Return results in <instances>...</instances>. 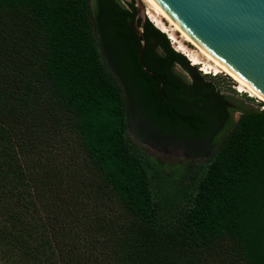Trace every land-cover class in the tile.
Masks as SVG:
<instances>
[{
  "label": "trees",
  "instance_id": "1",
  "mask_svg": "<svg viewBox=\"0 0 264 264\" xmlns=\"http://www.w3.org/2000/svg\"><path fill=\"white\" fill-rule=\"evenodd\" d=\"M134 12L122 0H96L94 13L90 0H0V264H264V108L238 106L233 123L209 75L147 19L145 73ZM115 74L137 81L152 124L210 129L211 156L167 178L129 138ZM201 106L218 112L216 129ZM63 134L87 175L36 161Z\"/></svg>",
  "mask_w": 264,
  "mask_h": 264
},
{
  "label": "rangeland",
  "instance_id": "2",
  "mask_svg": "<svg viewBox=\"0 0 264 264\" xmlns=\"http://www.w3.org/2000/svg\"><path fill=\"white\" fill-rule=\"evenodd\" d=\"M95 6L96 0H90V8L92 13L95 11ZM145 19L150 21L146 15ZM163 22L166 26H168L165 21ZM165 35L168 37L167 34ZM174 36L177 41L175 44L168 38L170 45L174 50L179 52L178 47L182 45L188 51V53H196L197 50L195 47L190 43L183 41L179 33L175 32ZM179 53L184 56L182 52ZM199 58L201 62L197 64L199 68L196 67V71L201 72L202 75L206 73L211 74L204 77V81L206 83L212 84L215 91H217L219 95L227 97L231 110L233 111L232 117L234 122H236L240 117V111L237 109L238 106H245L248 109L264 108V102L258 100L257 98L250 97V95L241 89L239 85L229 76L225 75L224 73L216 74L212 70H208V72L204 71V68H206V63L201 56H199ZM191 65L197 66L193 64ZM175 70L181 76H183L188 83L190 82V76L184 73L179 66H176ZM115 77L121 85L123 93L126 94L122 81L117 74H115ZM238 92L242 94H239ZM127 99L131 100L132 106L130 113L128 114L129 126L127 132L129 138L135 145L142 148L152 159L161 165L163 173L167 178L176 177L179 174L178 169H180L186 163L204 162L211 156L213 149L211 147V140H209V136L207 137L210 129H206L201 137L193 138L189 136L188 133H186L183 126L179 125L177 127L171 128L167 125V123L158 126L154 125L150 122L147 113H145L143 108L133 96H129ZM203 107L204 106H201L205 115L212 118L213 124L211 128H213V130L216 129L219 119L218 112L214 109ZM52 138L53 141L51 144L46 142L41 143L40 148H38L36 161L42 162L43 160H46L55 168H58V166H64L65 168L67 167L68 170H71L77 174L80 173L84 176L87 175L89 173L90 167L74 138L66 134L61 136L56 135ZM42 141L47 140L42 137ZM104 200L106 202L109 201V203L112 204L113 209H119L117 206V201L112 198L110 194L106 193L104 195ZM85 204L90 205L87 202H84L83 205L85 206ZM94 207L95 206L92 207L93 210H95ZM79 222L81 225V221ZM78 230L80 231L79 225ZM80 234L87 235L91 239H94L98 236L96 233L89 234L88 232H81ZM80 234H78V237H80L78 245L82 248L85 243L83 241V237ZM103 249L104 248L96 249L94 255L99 256V253Z\"/></svg>",
  "mask_w": 264,
  "mask_h": 264
},
{
  "label": "water",
  "instance_id": "3",
  "mask_svg": "<svg viewBox=\"0 0 264 264\" xmlns=\"http://www.w3.org/2000/svg\"><path fill=\"white\" fill-rule=\"evenodd\" d=\"M134 5L132 25L145 49L142 0ZM201 49L225 65L264 99V0H153ZM140 24V27H139Z\"/></svg>",
  "mask_w": 264,
  "mask_h": 264
},
{
  "label": "bare ground",
  "instance_id": "4",
  "mask_svg": "<svg viewBox=\"0 0 264 264\" xmlns=\"http://www.w3.org/2000/svg\"><path fill=\"white\" fill-rule=\"evenodd\" d=\"M142 1L146 8L145 15L155 28L167 34L168 38L171 41H173L174 44L177 43L174 36V33L177 32L180 34V37L181 39H183V41L190 43L192 46L195 47L197 51L194 54L188 53V51L182 45L178 47V51L182 52L184 56L187 57L189 63L193 65L199 64L201 62L199 56H201L206 63V68H204V71L208 72V70H212L216 74L224 73L225 75L229 76L233 81H235L241 89L247 92L250 95V97L257 98L258 100L264 102V99H262L247 83L241 80L225 65H223L222 63L211 57L203 49L197 46L153 0H142ZM163 21H165L168 24V26H166Z\"/></svg>",
  "mask_w": 264,
  "mask_h": 264
},
{
  "label": "flooded vegetation",
  "instance_id": "5",
  "mask_svg": "<svg viewBox=\"0 0 264 264\" xmlns=\"http://www.w3.org/2000/svg\"><path fill=\"white\" fill-rule=\"evenodd\" d=\"M153 75V74H152ZM155 78V77H154ZM131 82H122V84H123V87H124V89H125V92H126V94H125V96H126V98H129V96H133L134 97V99L136 100V101H140L141 100V96L139 95V96H137V95H135L134 96V94L132 93V90H131V88H130V85L131 86H133V85H139L138 83H137V81L136 80H130ZM128 100V99H127ZM128 108H129V113H130V108H132L131 107V100H128ZM232 121H233V123H235L234 122V120H233V117H232ZM211 147H212V153H213V151H214V148H215V145H213L212 143H211Z\"/></svg>",
  "mask_w": 264,
  "mask_h": 264
},
{
  "label": "built area",
  "instance_id": "6",
  "mask_svg": "<svg viewBox=\"0 0 264 264\" xmlns=\"http://www.w3.org/2000/svg\"><path fill=\"white\" fill-rule=\"evenodd\" d=\"M214 76V75H213ZM239 93V92H238ZM239 94H242V93H239Z\"/></svg>",
  "mask_w": 264,
  "mask_h": 264
}]
</instances>
